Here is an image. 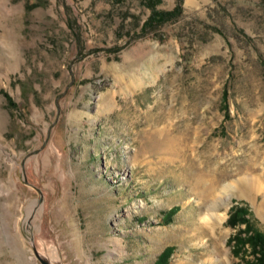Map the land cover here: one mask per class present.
<instances>
[{
	"label": "rangeland",
	"instance_id": "374dc122",
	"mask_svg": "<svg viewBox=\"0 0 264 264\" xmlns=\"http://www.w3.org/2000/svg\"><path fill=\"white\" fill-rule=\"evenodd\" d=\"M181 7L142 36L146 0H0V264L168 247L200 264L215 234L191 237L216 211L227 254L210 264L254 263L227 220L243 207L264 234V0Z\"/></svg>",
	"mask_w": 264,
	"mask_h": 264
},
{
	"label": "trees",
	"instance_id": "16d2710c",
	"mask_svg": "<svg viewBox=\"0 0 264 264\" xmlns=\"http://www.w3.org/2000/svg\"><path fill=\"white\" fill-rule=\"evenodd\" d=\"M157 2L158 0H146V5L151 8V13L141 28L142 36L147 35L163 23L174 21L181 15V0H177L176 6L169 11L156 10ZM246 216L247 210L243 207L231 210V214L227 220L228 226L236 228L237 226L244 225V229H239L236 234L229 238L228 242L232 245L234 255L238 256L246 246H249L255 256L254 263L250 264H264V234L253 230ZM171 252L172 248H165L154 264H167ZM246 264H248L247 261Z\"/></svg>",
	"mask_w": 264,
	"mask_h": 264
},
{
	"label": "bare ground",
	"instance_id": "6f19581e",
	"mask_svg": "<svg viewBox=\"0 0 264 264\" xmlns=\"http://www.w3.org/2000/svg\"><path fill=\"white\" fill-rule=\"evenodd\" d=\"M220 187H221V185L215 182L214 186L212 187L213 193H215L214 191H216V190L218 191ZM203 195H205V194H203ZM208 196H210V195H208ZM208 196H207V198H208ZM210 200L211 199H209V201ZM212 201H214V199ZM213 205L214 204H210L208 210L216 211L218 209V207H220L217 204L214 206ZM260 210H261L260 211L261 212V218L264 220V207ZM207 212L209 213V211H207ZM216 212L210 214L206 218H203L202 223H201L202 225L194 231V234L191 237V239L198 237L201 239L202 243L208 244L210 241V238H207V233L211 234V235L215 234V240L214 241L212 240L213 242H211L213 244L214 254H210V256H206L204 258L203 263L210 264V263L214 262L215 260L219 261V258H221L224 262L223 256L224 255L226 256V254H227V250L223 246L219 245V242H218V238H219L218 236L223 234V231H222L223 220H224L223 215H219ZM226 261L228 264H230L229 258H227ZM203 263H200V264H203Z\"/></svg>",
	"mask_w": 264,
	"mask_h": 264
}]
</instances>
